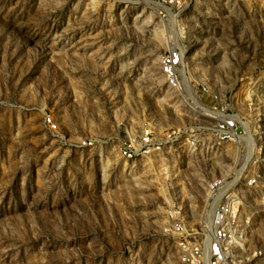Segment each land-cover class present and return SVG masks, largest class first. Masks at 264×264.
<instances>
[{
  "label": "rangeland",
  "instance_id": "rangeland-1",
  "mask_svg": "<svg viewBox=\"0 0 264 264\" xmlns=\"http://www.w3.org/2000/svg\"><path fill=\"white\" fill-rule=\"evenodd\" d=\"M172 46L188 103L161 75ZM179 126L195 154L121 153ZM229 195L232 263L264 264V0H0V264H186L173 225L207 242Z\"/></svg>",
  "mask_w": 264,
  "mask_h": 264
},
{
  "label": "built area",
  "instance_id": "built-area-1",
  "mask_svg": "<svg viewBox=\"0 0 264 264\" xmlns=\"http://www.w3.org/2000/svg\"><path fill=\"white\" fill-rule=\"evenodd\" d=\"M182 48L172 46L160 56V71L166 87L178 98L187 101L191 99L185 88L183 76L180 73L182 65ZM237 129L233 117L219 119L209 130L219 140H228L235 135ZM93 142V141H92ZM92 142H82L83 145H93ZM200 136L192 127L179 126L170 128L161 137L156 136L152 129L146 128L138 137L128 138L121 149L122 155L128 160L147 157L166 149L183 148L186 153L195 154L202 146ZM226 180H216L210 184L212 190H220ZM253 178L249 185H254ZM241 203L237 195L226 196L225 201L218 204L214 218V230L206 241L197 240L201 234L196 230L186 228L181 222L173 225L177 236V245L182 259L186 264H233L231 249L243 232L238 221Z\"/></svg>",
  "mask_w": 264,
  "mask_h": 264
},
{
  "label": "bare ground",
  "instance_id": "bare-ground-1",
  "mask_svg": "<svg viewBox=\"0 0 264 264\" xmlns=\"http://www.w3.org/2000/svg\"><path fill=\"white\" fill-rule=\"evenodd\" d=\"M184 55H185V53L183 54L182 59H183Z\"/></svg>",
  "mask_w": 264,
  "mask_h": 264
}]
</instances>
